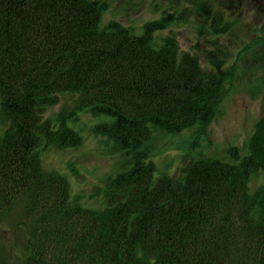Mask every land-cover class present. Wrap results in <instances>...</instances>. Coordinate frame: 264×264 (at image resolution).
Masks as SVG:
<instances>
[{
	"label": "trees",
	"instance_id": "16d2710c",
	"mask_svg": "<svg viewBox=\"0 0 264 264\" xmlns=\"http://www.w3.org/2000/svg\"><path fill=\"white\" fill-rule=\"evenodd\" d=\"M197 1L204 24L226 33L215 1ZM108 8L98 0H0V222L26 203L24 264H264V184L249 187L264 173V116L250 154L240 159L231 149L237 163L202 157L156 178L146 143L157 132L206 134L231 75L220 57L203 69L173 36L155 44L175 14L137 34L118 21L102 26ZM63 92L79 94L93 115L115 117L95 131L132 165L99 189L104 209L73 201L67 180L43 168L42 147L82 144L65 117L58 129L44 118Z\"/></svg>",
	"mask_w": 264,
	"mask_h": 264
},
{
	"label": "rangeland",
	"instance_id": "374dc122",
	"mask_svg": "<svg viewBox=\"0 0 264 264\" xmlns=\"http://www.w3.org/2000/svg\"><path fill=\"white\" fill-rule=\"evenodd\" d=\"M98 1L109 5L103 13L102 26L118 21L137 34L143 32L146 23L160 20L167 13L175 14L178 18L175 23L168 22L167 29L155 33V44L160 46L164 38L173 36L180 51L197 56L203 69L213 70L211 62L220 57L225 61L224 70L231 75L225 84L226 96L218 116L206 134L199 133L197 127L177 134L157 132L146 143L150 148L148 161L156 167V178L177 176L185 164L202 157L237 163L248 156L250 139L264 116V23L257 24L251 14L240 18L242 9H246L239 8L240 0H214L215 15H224L225 23L230 25L221 35L204 24L207 20L201 1L199 5L195 4L197 0ZM228 9L231 15H227ZM203 27L205 36L199 34ZM79 98L77 93H61L59 102L48 108L44 118L58 129L60 116L65 117L66 125L80 134L82 144L66 149L47 145L39 153L45 171L67 180L73 201L88 209L101 210L108 202L99 195V189L108 178L130 170L132 165L113 141L95 131L99 125L112 123L115 117L93 115L88 109L80 108ZM5 132L6 126L0 121V141ZM233 148L238 150L239 160L232 155ZM263 184L261 171L251 177L249 187L254 192ZM15 206L0 222V264H24L28 254L25 243L31 222L26 218V203Z\"/></svg>",
	"mask_w": 264,
	"mask_h": 264
},
{
	"label": "flooded vegetation",
	"instance_id": "af4514ba",
	"mask_svg": "<svg viewBox=\"0 0 264 264\" xmlns=\"http://www.w3.org/2000/svg\"><path fill=\"white\" fill-rule=\"evenodd\" d=\"M245 7L246 9H242ZM239 8L242 9V12L240 13L239 17H243L246 15H253L255 21L257 24L261 23L263 24V17H264V0H240ZM254 10V11H252ZM227 15L230 14V10L228 9V12H226ZM241 21V20H239ZM259 24V25H261Z\"/></svg>",
	"mask_w": 264,
	"mask_h": 264
}]
</instances>
